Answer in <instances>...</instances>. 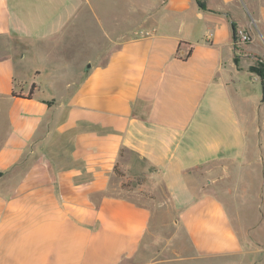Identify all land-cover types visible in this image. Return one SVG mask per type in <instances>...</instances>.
Returning a JSON list of instances; mask_svg holds the SVG:
<instances>
[{
	"label": "crops",
	"instance_id": "obj_1",
	"mask_svg": "<svg viewBox=\"0 0 264 264\" xmlns=\"http://www.w3.org/2000/svg\"><path fill=\"white\" fill-rule=\"evenodd\" d=\"M256 61L264 0H0V264H264Z\"/></svg>",
	"mask_w": 264,
	"mask_h": 264
},
{
	"label": "rangeland",
	"instance_id": "obj_2",
	"mask_svg": "<svg viewBox=\"0 0 264 264\" xmlns=\"http://www.w3.org/2000/svg\"><path fill=\"white\" fill-rule=\"evenodd\" d=\"M259 63H264L261 61H256L253 66L258 65ZM257 88L259 89L260 95H262V85L259 83L256 84ZM120 171V170H119ZM122 173V172H121ZM118 175V174H117ZM119 177H123V175H118ZM137 185L135 181H124L123 186L128 187L129 185ZM137 187V186H136ZM148 197V196H147ZM150 198H148L151 202V207L160 215L166 216V221H161L156 223V235L149 236L146 239V256L144 258L145 261H149L154 259L158 256H172L174 255V250L177 244H183L187 254L191 257L193 256L191 246L187 237L182 234V231L178 228L176 224L178 217L177 209L172 206L165 195L162 189L160 190H153ZM170 218V219H168ZM245 233V231H241V234ZM177 237V238H176ZM177 239V241H176ZM179 241V243H178ZM177 242V243H176ZM166 247H168L166 249ZM254 260L260 259L259 255H255ZM221 261V260H220ZM125 264H135L134 259L126 260Z\"/></svg>",
	"mask_w": 264,
	"mask_h": 264
},
{
	"label": "trees",
	"instance_id": "obj_3",
	"mask_svg": "<svg viewBox=\"0 0 264 264\" xmlns=\"http://www.w3.org/2000/svg\"><path fill=\"white\" fill-rule=\"evenodd\" d=\"M237 37H238V35H237V28H236V26L234 25V38H235V40H237ZM189 55H190V53H189L187 56L183 57V59L188 58ZM250 71H251L252 73H255L256 75H258V76L261 78V81H262V88H263V96H264V63H259L258 65L251 66V67H250ZM14 95H15V94H14ZM115 171H116V174H118V175H119V174H120V175H123V174L119 171V169L117 168V166H116V168H115Z\"/></svg>",
	"mask_w": 264,
	"mask_h": 264
},
{
	"label": "built area",
	"instance_id": "obj_4",
	"mask_svg": "<svg viewBox=\"0 0 264 264\" xmlns=\"http://www.w3.org/2000/svg\"><path fill=\"white\" fill-rule=\"evenodd\" d=\"M239 40L241 42H248L250 39L244 32H240V39Z\"/></svg>",
	"mask_w": 264,
	"mask_h": 264
}]
</instances>
